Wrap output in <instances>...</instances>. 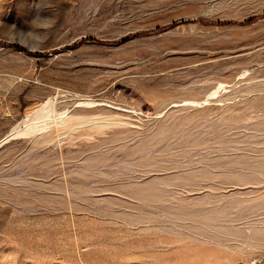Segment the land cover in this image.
I'll return each instance as SVG.
<instances>
[{"label":"rangeland","instance_id":"rangeland-1","mask_svg":"<svg viewBox=\"0 0 264 264\" xmlns=\"http://www.w3.org/2000/svg\"><path fill=\"white\" fill-rule=\"evenodd\" d=\"M0 264H264V0H0Z\"/></svg>","mask_w":264,"mask_h":264}]
</instances>
